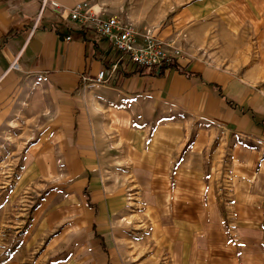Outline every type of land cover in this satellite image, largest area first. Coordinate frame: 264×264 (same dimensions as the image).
Returning <instances> with one entry per match:
<instances>
[{
    "label": "rangeland",
    "instance_id": "374dc122",
    "mask_svg": "<svg viewBox=\"0 0 264 264\" xmlns=\"http://www.w3.org/2000/svg\"><path fill=\"white\" fill-rule=\"evenodd\" d=\"M229 7L238 31L210 42L264 71V0ZM84 100L85 146L26 107L2 130L0 264H264V138L101 85Z\"/></svg>",
    "mask_w": 264,
    "mask_h": 264
},
{
    "label": "crops",
    "instance_id": "0c3cea01",
    "mask_svg": "<svg viewBox=\"0 0 264 264\" xmlns=\"http://www.w3.org/2000/svg\"><path fill=\"white\" fill-rule=\"evenodd\" d=\"M54 1L63 16L51 6L41 12V0H0V134L26 107L39 115L43 131L50 133L51 126L85 146L91 122L84 97L93 85H101L119 100L173 106L249 138H264V87L258 88L262 67L246 66V56L231 57L209 39L213 32L238 31L231 30V22L245 12L231 10V4L261 5L263 0ZM83 1L166 42L177 52L170 61L178 66L152 76L133 73V64L122 61L111 76L121 54L106 36L66 18ZM102 69L106 83L96 81ZM90 151L83 149L84 158H92ZM73 163L78 168L81 161Z\"/></svg>",
    "mask_w": 264,
    "mask_h": 264
},
{
    "label": "built area",
    "instance_id": "2783aa9c",
    "mask_svg": "<svg viewBox=\"0 0 264 264\" xmlns=\"http://www.w3.org/2000/svg\"><path fill=\"white\" fill-rule=\"evenodd\" d=\"M41 4V12L46 7L51 6L59 14L64 15L62 6L54 0H41ZM66 18L106 36L121 54L119 60L112 65L111 76L117 72L122 61L143 67H158L163 62L170 61L177 53L170 49L166 42L158 40L148 30L138 29L126 18L120 15H105L103 11L95 10L90 1L78 2L74 8L69 10ZM108 78L106 77V70L102 69L98 73L96 81L106 83Z\"/></svg>",
    "mask_w": 264,
    "mask_h": 264
},
{
    "label": "trees",
    "instance_id": "16d2710c",
    "mask_svg": "<svg viewBox=\"0 0 264 264\" xmlns=\"http://www.w3.org/2000/svg\"><path fill=\"white\" fill-rule=\"evenodd\" d=\"M177 66H178L177 63L172 62V61L163 62L160 66L151 67V68L133 64V73H141V74H146V75L157 76V75L164 74L165 69L170 68V67H177ZM83 193L87 199V203L89 204V206L94 208L95 215H97L99 212V205L97 203L92 202L91 192L88 191V188H85ZM93 229L95 231V238L101 240V247L107 253L108 252L107 245L104 241L103 236L100 235L98 232H96V225L93 226ZM109 263H110V261H109Z\"/></svg>",
    "mask_w": 264,
    "mask_h": 264
}]
</instances>
